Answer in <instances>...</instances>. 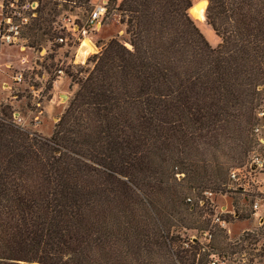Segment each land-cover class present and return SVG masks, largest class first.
Masks as SVG:
<instances>
[{"label": "trees", "instance_id": "16d2710c", "mask_svg": "<svg viewBox=\"0 0 264 264\" xmlns=\"http://www.w3.org/2000/svg\"><path fill=\"white\" fill-rule=\"evenodd\" d=\"M112 3L127 40L72 77L49 137L0 109V264H194L197 245L179 248L200 227L186 199L224 191L256 146L264 0H207L215 48L190 0Z\"/></svg>", "mask_w": 264, "mask_h": 264}, {"label": "rangeland", "instance_id": "374dc122", "mask_svg": "<svg viewBox=\"0 0 264 264\" xmlns=\"http://www.w3.org/2000/svg\"><path fill=\"white\" fill-rule=\"evenodd\" d=\"M61 8L57 7L56 0H47L41 6L38 18L41 30L37 31L35 36L28 35L26 30H22V38L26 40V47H28L24 52H18L20 60H26L31 62L32 66L36 58V52L43 49L47 50V55L42 63H40V68H34L31 73H25L24 81L20 84H13L11 76L18 72V69L9 70L6 75L0 74V109L6 105L11 106L12 110L20 113V115L25 120V129L36 132L42 136L49 137L53 131L54 124L57 122L59 116L68 104V101L73 96V93L77 89L75 83V78H82L85 75V70L89 67L87 65V60L99 51L90 53L82 59L78 57L75 61L74 53L66 54L64 51H57V46L52 44L53 38L59 34L56 28V23L59 22L62 15L67 12L71 14H77L78 16H86L90 9V5L86 2L87 0H67ZM97 0H92L96 2ZM109 10L107 17L103 22V26L100 31L92 38L96 42V46H103L109 39L116 37L122 41L127 40V35L125 34V25L122 23V16L118 11L114 9L112 0H109ZM117 4L121 0H115ZM191 3H195L198 0H190ZM75 2V4H73ZM205 14V12H204ZM45 20V21H44ZM206 22V21H205ZM197 25V23H196ZM198 26V25H197ZM199 30L209 43V45L215 48L220 40L214 34L209 25L198 26ZM45 32L42 34V32ZM19 45V44H18ZM17 45V46H18ZM127 47L128 44L125 43ZM66 58H62V57ZM39 64V63H38ZM61 65L64 71V75L61 78H55L53 72ZM46 75L43 80L44 86V97L45 100L40 107H33L31 103V97L29 95L27 86H41V83L35 79L34 75ZM6 82L11 86L12 91L3 90L2 83ZM17 95L16 100L10 98L12 95ZM258 118V117H257ZM257 124L263 125L261 129L260 136L264 138V117L257 120ZM257 153L264 156V147L254 148ZM247 160L245 161V163ZM244 163V164H245ZM258 179L262 182V187L264 191V175L259 174ZM227 188L222 192L214 193V200L217 204L227 205L229 208L234 207L235 211L238 212L239 218L232 221L230 226V234L216 232L215 239L213 241L215 249L221 253L238 251L240 247L245 248V262L244 264H264L262 262V257L264 256V223L259 225L257 217L253 221L251 215L252 205L254 197L258 194L256 191H250L248 193H241L235 189V186L230 181L227 184ZM260 197L262 195L258 194ZM261 206H264V199L261 202ZM259 216H263L262 209L259 211ZM248 216V217H246ZM197 225L203 224L201 218L198 219ZM250 229L252 232L257 233L261 231L257 237V242L255 244H248L247 242L238 241L243 237L242 230ZM229 264H243L238 259V255L229 256ZM234 260V262H232Z\"/></svg>", "mask_w": 264, "mask_h": 264}, {"label": "built area", "instance_id": "2783aa9c", "mask_svg": "<svg viewBox=\"0 0 264 264\" xmlns=\"http://www.w3.org/2000/svg\"><path fill=\"white\" fill-rule=\"evenodd\" d=\"M47 0H0V46H16L20 52H24L26 47V40L20 36L22 30L30 26L31 23L38 18V13ZM57 7L61 8L63 4L68 2L67 0H56ZM90 5V9L86 16H78L77 14L66 13L62 15L59 22L56 23V28L59 31L53 40L52 44L57 46V51H64L66 54L70 52L74 53V59L80 56L85 59L90 53L101 50L102 46H96V42L93 41V37L100 31L103 26V22L107 17L109 10V0H92L86 1ZM75 4V2H73ZM86 41L90 45L86 44ZM19 44V45H18ZM18 45V46H17ZM92 48V51L90 50ZM86 53V54H85ZM35 61L32 62L31 67L27 69H21L15 72L11 76L13 84H20L24 81L25 73H31L34 68H40L47 55V50L43 49L36 52ZM85 54V55H84ZM62 58H66L65 56ZM39 63V64H38ZM40 65V66H39ZM64 75V71L61 65L53 72L55 78H61ZM41 86L34 85L27 86L29 95L31 97V103L33 107H40L44 97L43 80L44 75H34ZM3 90L9 92L12 91L11 86L6 82L2 83ZM10 98L16 100L17 95H12ZM12 109V108H11ZM257 117L262 119L264 117V105L257 111ZM11 122L16 126L25 129V120L19 112L12 110ZM263 125L257 124L254 132L256 134V145L258 147H264V138L261 137L260 132ZM264 175V156L257 153L255 149L250 153L247 162L242 166L233 168L229 172V180L234 184L235 189L241 193H248L250 191H256L262 195H255L251 215L253 221L257 217L259 225L264 223V206H261V202L264 199V191L262 182L259 181L258 175ZM186 202L194 208L198 219L201 218L203 224H199L198 228L190 230H182L180 232L179 248L181 250L191 251L193 245H197L198 253L194 264H198L200 254H207L204 264H229V256L238 255L239 261L243 264L245 262V248L240 247L238 251L221 254L214 247V239L216 232L230 234V226L232 221H235L239 216L235 213L234 207H228L224 204H217L214 200V193L210 191L203 192V197L200 199H192L191 197L186 199ZM262 209L263 216H259V211ZM243 237L252 235L250 229L242 230ZM243 237L239 239V243L243 241ZM249 244L248 241H245ZM253 245V244H252ZM244 253V254H243ZM234 262V260H232Z\"/></svg>", "mask_w": 264, "mask_h": 264}, {"label": "crops", "instance_id": "0c3cea01", "mask_svg": "<svg viewBox=\"0 0 264 264\" xmlns=\"http://www.w3.org/2000/svg\"><path fill=\"white\" fill-rule=\"evenodd\" d=\"M19 51L16 46H0V74L6 75V73L11 69H27L31 67V62L26 60H20L18 55Z\"/></svg>", "mask_w": 264, "mask_h": 264}, {"label": "bare ground", "instance_id": "6f19581e", "mask_svg": "<svg viewBox=\"0 0 264 264\" xmlns=\"http://www.w3.org/2000/svg\"><path fill=\"white\" fill-rule=\"evenodd\" d=\"M205 8H206V0H202L201 4H199L197 7H192L189 11L190 15L197 21L198 26L206 25L205 14H204ZM86 44L90 45L88 41H86ZM90 50L92 51V48H90Z\"/></svg>", "mask_w": 264, "mask_h": 264}, {"label": "water", "instance_id": "95a60500", "mask_svg": "<svg viewBox=\"0 0 264 264\" xmlns=\"http://www.w3.org/2000/svg\"><path fill=\"white\" fill-rule=\"evenodd\" d=\"M201 2H202V0H198L197 2L193 3V4L191 5L190 9H191L192 7H197L199 4H201ZM206 6H207V0H206ZM205 9H206V8H205Z\"/></svg>", "mask_w": 264, "mask_h": 264}]
</instances>
